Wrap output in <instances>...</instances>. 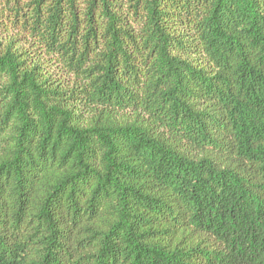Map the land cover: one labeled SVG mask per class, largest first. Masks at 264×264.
<instances>
[{
	"label": "trees",
	"instance_id": "trees-1",
	"mask_svg": "<svg viewBox=\"0 0 264 264\" xmlns=\"http://www.w3.org/2000/svg\"><path fill=\"white\" fill-rule=\"evenodd\" d=\"M0 264H264V0H0Z\"/></svg>",
	"mask_w": 264,
	"mask_h": 264
}]
</instances>
